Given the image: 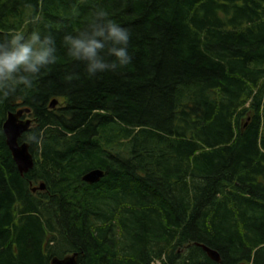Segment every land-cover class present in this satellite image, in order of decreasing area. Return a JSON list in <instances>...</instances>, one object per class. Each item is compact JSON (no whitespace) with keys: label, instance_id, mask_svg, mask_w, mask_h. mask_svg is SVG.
Masks as SVG:
<instances>
[{"label":"trees","instance_id":"16d2710c","mask_svg":"<svg viewBox=\"0 0 264 264\" xmlns=\"http://www.w3.org/2000/svg\"><path fill=\"white\" fill-rule=\"evenodd\" d=\"M98 8L132 61L88 78L62 40ZM32 15L58 62L0 99V264H264V0H0V36ZM21 108L19 143L43 133L22 174L2 130Z\"/></svg>","mask_w":264,"mask_h":264},{"label":"clouds","instance_id":"9594fccd","mask_svg":"<svg viewBox=\"0 0 264 264\" xmlns=\"http://www.w3.org/2000/svg\"><path fill=\"white\" fill-rule=\"evenodd\" d=\"M30 32L13 31L0 36V99L14 95L18 89H32L34 81L58 62L57 41L50 31L41 29V18L32 15ZM131 32L110 18L102 8L93 11L83 29L66 34L62 40L65 55L77 66L83 65L88 78L107 72L116 73L132 61L129 54ZM72 76H66L71 81ZM43 133L30 130L24 137L29 146H40Z\"/></svg>","mask_w":264,"mask_h":264},{"label":"water","instance_id":"95a60500","mask_svg":"<svg viewBox=\"0 0 264 264\" xmlns=\"http://www.w3.org/2000/svg\"><path fill=\"white\" fill-rule=\"evenodd\" d=\"M55 104L56 100L54 99L50 105L53 107ZM28 112L29 108H22L16 112L8 113L2 127L7 147L10 150L13 160L16 163L17 168L21 174L27 172L33 164V158L28 151L27 144L24 142L19 143V138L21 137L22 133L25 132L31 124L30 119H21L20 117L23 115V113ZM103 175L104 172L101 169H92L82 176V180L86 183L92 184L98 182L101 177H103ZM205 250L210 254L213 259L218 258L217 252L212 251L206 247ZM52 263L76 264L75 255L68 256L62 259L53 258Z\"/></svg>","mask_w":264,"mask_h":264},{"label":"rangeland","instance_id":"374dc122","mask_svg":"<svg viewBox=\"0 0 264 264\" xmlns=\"http://www.w3.org/2000/svg\"><path fill=\"white\" fill-rule=\"evenodd\" d=\"M67 255V254H66ZM155 264H159V262L157 261V262H155Z\"/></svg>","mask_w":264,"mask_h":264}]
</instances>
